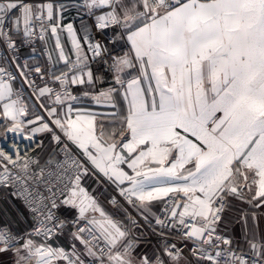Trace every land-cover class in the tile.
<instances>
[{
    "label": "snow or ice",
    "instance_id": "1",
    "mask_svg": "<svg viewBox=\"0 0 264 264\" xmlns=\"http://www.w3.org/2000/svg\"><path fill=\"white\" fill-rule=\"evenodd\" d=\"M81 6L94 16L97 33L111 28L113 42L126 38L127 52L106 57L103 38L85 25L79 35L52 0H0V45L46 113L29 109L13 88L16 75L0 66V139L43 134L64 155L41 165L15 143L12 151L0 147V187H11L33 220L24 233L0 226V264L6 255L11 264H264L256 212L240 210L243 244L230 234L227 216L234 201L264 208V0H84ZM36 39L45 45L48 67L19 62L20 45L35 54ZM61 61L64 67L54 70ZM92 63L107 66L112 86L97 91L102 77ZM73 86L81 87L80 96ZM81 96L117 111L78 107ZM42 147L43 140L36 142ZM46 171L56 176L54 184L43 181ZM93 171L115 186L124 203L116 196L108 203L123 219L83 186ZM157 203L164 219L152 211ZM62 208L74 215L61 217ZM137 216L150 227L152 217L176 236L160 232L151 254L134 255ZM65 234L69 247L54 246Z\"/></svg>",
    "mask_w": 264,
    "mask_h": 264
},
{
    "label": "crops",
    "instance_id": "2",
    "mask_svg": "<svg viewBox=\"0 0 264 264\" xmlns=\"http://www.w3.org/2000/svg\"><path fill=\"white\" fill-rule=\"evenodd\" d=\"M78 3H84V0L78 1V0H64L61 3L55 4L56 6L60 5H65L68 6L70 5H77ZM76 12L72 8H65L63 7V20L64 23H72L74 27L78 30L77 26V21L76 15H74ZM78 34L79 30H78ZM62 40L66 46V49L70 50L71 49V44L67 40V35L65 34L62 37ZM49 50L53 49L54 47V40L50 39L47 44ZM24 54L28 57L29 62L32 63H40L42 62V57L40 55L33 54L29 51L24 52ZM53 59L55 60L57 53L53 52ZM73 59L75 58L74 56L72 57ZM63 62H59L54 65V70L59 71L61 68H63ZM17 85H13V88L16 89ZM73 89L75 90V94L77 96H80V93L82 91L80 86H73ZM27 105L29 109H35L36 113H41L34 104L30 101L27 100ZM44 103H48L47 99L44 100ZM117 103L119 105L120 110H126V104L123 101L122 98H117ZM78 107H84L87 108L91 111H95L98 113H112L114 111H117V109H113L110 106H108L106 103L101 102L100 104H96L92 101L90 97H80V100L78 102ZM103 119V117H101ZM0 132H3V129L0 128ZM48 136H45L43 134H37L35 137L38 140H43V147L38 150V153L40 155V159L42 163H45L49 159V157H52L54 160L57 159L58 153H57V146L55 147H50L52 145L51 140H47ZM83 186L94 196H96L100 203L104 206V208L110 212L114 213L118 219H123V213H117L116 210L108 203L111 197V189L116 191V188L113 184L105 181L103 177H101L98 173L95 171L91 172L87 177H85L82 181ZM162 204L157 203L152 211L157 215ZM234 208L232 211H230L231 214H229L228 219L230 221L229 224V232L230 234L238 240L241 244H243V236H242V228L241 224L239 222L240 220V210L244 209L249 211H255L257 214V221L259 224V230L260 232L264 233V208H258V209H251L249 205L246 204H241L239 201H234ZM63 214L67 216L74 215V212H67L63 208L60 210ZM230 215H233V221L230 220ZM151 221L154 219L152 217L149 218ZM33 220L29 213L24 209V207L14 198L12 197L8 192H4V194L0 195V224L9 226L13 231L23 233L27 230L30 229L32 226ZM138 229H133V235L139 238L140 243L142 244L147 239L145 237H141L140 235L137 234ZM54 246H60V247H69V240L67 235H61L59 236L54 242ZM139 250V249H137ZM137 254L139 255V252L136 251ZM142 252V249L140 250ZM135 255V254H134ZM2 259L6 262V264H11V259L12 257L10 255L3 256Z\"/></svg>",
    "mask_w": 264,
    "mask_h": 264
},
{
    "label": "built area",
    "instance_id": "3",
    "mask_svg": "<svg viewBox=\"0 0 264 264\" xmlns=\"http://www.w3.org/2000/svg\"><path fill=\"white\" fill-rule=\"evenodd\" d=\"M63 1L64 0H52V2L54 4H58V3H61ZM80 14H81L80 19H78V21H77V26H78V30H79L80 35L81 36L83 35V32L80 30H81L82 25H85L88 27L90 33L96 35V39L103 38V42L106 44V46L109 49V51L106 53V57L118 56V55H122L123 53L127 52L128 48H129V44L127 43L126 38H122L119 41L113 42L110 39V37L112 36L113 31H115L114 29L110 28V29L104 30L103 33H97L96 30L94 29V24H95L94 16H92L85 9L81 10ZM17 39L19 40V38H17ZM32 47L36 48L35 54L40 55L43 59L42 62H40L39 64L43 67H48L49 61H48L47 55L45 54V52H46L45 45L41 41L36 39L34 44L32 45ZM47 49L49 50L48 46H47ZM26 51H29L32 53V48L27 44L20 45L17 55L19 57V62L21 64H23L25 60L29 61L28 57L24 54V52H26ZM10 55H11V53L6 52L3 48V46L0 45V66L8 68V70L10 72H12L16 75V79L13 83V85H17V87L15 89L16 94L19 96H22V98L25 102H27V100H30L34 104L36 109H38L40 112H42L44 115H46L44 110L41 109V107H40L41 101L38 100L32 94V89L28 88L24 84L22 78L19 76V71L17 70L15 65H9L8 64V57ZM90 55H91V53H89V56ZM91 67L97 75L102 77L101 81L97 85V91H99L100 89H107L114 84L112 73L107 69L106 65H104L103 63H92ZM127 71L133 75L135 74V71L133 69H128ZM33 78H35V77H33ZM35 79H36V83L38 85L42 86L41 81L38 78H35ZM72 92L74 95H76L73 87H72ZM38 141L39 140L36 138H34V140H32V141H29L27 139H24L23 137L17 138V137H14L12 134H8L7 139H0V147L6 149L8 151H12L10 146L13 143H15L16 145H18L21 153L27 152L30 155L39 156V159H40V155L38 153V150L40 148H35V144ZM71 147L73 149V152L76 153L77 150L75 149V147L74 146H71ZM57 153H58V157L55 160H63L64 155L62 152H60V149L58 147H57ZM81 159H82V157H81ZM40 163H41V165L44 164L41 162V159H40ZM49 170L55 172V170H56L55 165L54 164L49 165ZM42 179L45 182H49L50 184H54L55 180H56V176L53 175V176L49 177L47 174V171H46ZM38 187H39L40 191L44 192V183L39 184ZM4 192H8L12 197H14L24 207V209L29 213L28 209L25 206L24 201L12 194L13 189L11 187H8V188L0 187V195L4 194ZM44 194L48 195L47 192H44ZM112 196H116L117 199L120 200L121 203H124L123 199L119 196L118 192L113 190V189H111V197ZM111 197H110V199H111ZM125 207H128V206L125 205ZM162 209H163V205H161V208H160L157 215L160 216L161 219H164L165 213ZM129 211H132V209L129 208ZM58 214L61 215V217L67 216V215L63 214L62 212H59ZM29 215L31 216L30 213H29ZM133 215L136 216L137 214L135 212H133ZM31 218H32V216H31ZM137 219L139 220V223H140L139 228H142L146 232L147 239L151 240L156 246H158V244L160 242V236L158 235L160 232H164L165 235H170L171 237L176 236V232L174 229H170V228L162 229L159 225H155V220L151 221L152 226L150 227L149 224L146 223L142 217L137 216ZM0 226H6V225L0 224ZM7 227H9V226H7ZM32 227H33V223H32V226L30 227V229L27 231H31ZM13 232H15V231H13ZM15 233H19V232H15ZM185 251H187V249H185Z\"/></svg>",
    "mask_w": 264,
    "mask_h": 264
},
{
    "label": "rangeland",
    "instance_id": "4",
    "mask_svg": "<svg viewBox=\"0 0 264 264\" xmlns=\"http://www.w3.org/2000/svg\"><path fill=\"white\" fill-rule=\"evenodd\" d=\"M78 1H81V2H82V0H78ZM82 4H83V3H78L77 5H76V4H75V5H70V4H69L68 6H66V4H65L63 7L67 8V10H68V8H72V7H73V10H75V12H76V13L74 14V15H76V19H78V18L80 19V15H81V14H80V11L83 10V9H85L84 7L81 6ZM85 10H86V9H85ZM86 11H87V10H86ZM87 12H88V11H87ZM43 102H44V101H43ZM45 104H46V103H45ZM35 113H36V112H35ZM47 138H48L47 140H50V137H49V136H48ZM54 146L56 147V145H55L54 143H52V145H51L50 147H54ZM146 243L149 244L148 242H146ZM142 246H144V244H139V247L137 248V249H139V250L136 249V251L139 252V255H140V254H143V253H145V252H147V250H148V249L146 248L147 246H145V248H142L143 251L140 252ZM148 246H149V245H148ZM136 251H135V253H134L135 255L137 254ZM147 253H149V252H147ZM149 254H150V253H149Z\"/></svg>",
    "mask_w": 264,
    "mask_h": 264
},
{
    "label": "trees",
    "instance_id": "5",
    "mask_svg": "<svg viewBox=\"0 0 264 264\" xmlns=\"http://www.w3.org/2000/svg\"><path fill=\"white\" fill-rule=\"evenodd\" d=\"M75 92V90H74ZM229 214H231L230 212L227 214V216H229ZM233 215H230V220L233 221ZM137 234L140 235L141 237H145L147 239V235H146V232L142 229V228H139V231H137ZM146 242H148L149 244H147ZM144 246L141 247L142 248H145V246H147L146 248L148 249L147 252H149L150 254L157 248V246L151 241V240H148L145 241L144 243ZM149 245V246H148ZM143 251V249H142Z\"/></svg>",
    "mask_w": 264,
    "mask_h": 264
}]
</instances>
